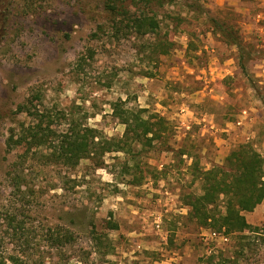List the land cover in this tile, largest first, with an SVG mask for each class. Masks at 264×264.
Masks as SVG:
<instances>
[{
    "label": "rangeland",
    "instance_id": "obj_1",
    "mask_svg": "<svg viewBox=\"0 0 264 264\" xmlns=\"http://www.w3.org/2000/svg\"><path fill=\"white\" fill-rule=\"evenodd\" d=\"M138 3L157 16L155 32L139 36L121 17L112 30L104 0H0V264H264V199L234 233L201 227L186 204L202 192L193 173L240 144L264 158V0ZM209 15L239 27L245 70ZM33 94L106 140L124 134L112 109L121 98L161 118L160 135L74 166L34 148L20 165L23 149L6 139L34 122L17 111ZM22 168L24 193L11 180ZM66 228L72 240L57 245Z\"/></svg>",
    "mask_w": 264,
    "mask_h": 264
},
{
    "label": "trees",
    "instance_id": "obj_2",
    "mask_svg": "<svg viewBox=\"0 0 264 264\" xmlns=\"http://www.w3.org/2000/svg\"><path fill=\"white\" fill-rule=\"evenodd\" d=\"M160 4L163 0H145ZM109 18L112 21L111 29H118L120 25L114 19L121 17L123 23L127 20L134 32L139 36L155 32L160 26L157 16L140 8L138 0H104ZM213 32L239 50V60L243 70L246 68V44L240 33L239 27L209 15ZM104 25H99L103 29ZM97 36V33H93ZM91 55V53H90ZM87 56H81L78 68H82ZM38 94L18 106L17 111H27L34 119L33 123L22 122L10 129L6 139L7 149L22 148L19 154L20 165L28 159L31 149L37 148L52 163L76 165L82 158L94 156L101 149L102 155L108 151L132 152L134 143L146 145L159 137L158 126L161 118L153 120L155 116L147 108L125 109L123 101L112 104L113 114L124 124L125 130L122 137L106 140L99 135L94 127H83L77 123L66 109L53 114L50 110L38 108L40 101ZM17 112V113H18ZM59 123H64V129L59 130ZM100 136V137H99ZM8 150V151H9ZM264 158L250 143H242L232 150L226 157L224 164H216L212 168L198 170L193 176L202 180V192H190L186 196L189 207L188 217L197 222L201 227H212V232L234 233L241 232L251 227L245 212L253 211L264 199ZM102 165V164H101ZM15 169L11 180L16 191L24 193L27 178L24 168ZM117 227V224H112ZM73 233L69 228L59 235L53 236L57 245H65L72 240Z\"/></svg>",
    "mask_w": 264,
    "mask_h": 264
},
{
    "label": "built area",
    "instance_id": "obj_3",
    "mask_svg": "<svg viewBox=\"0 0 264 264\" xmlns=\"http://www.w3.org/2000/svg\"><path fill=\"white\" fill-rule=\"evenodd\" d=\"M215 234V232H213Z\"/></svg>",
    "mask_w": 264,
    "mask_h": 264
}]
</instances>
